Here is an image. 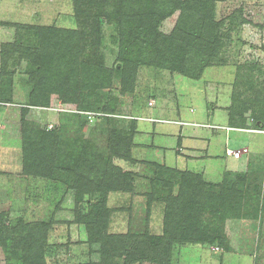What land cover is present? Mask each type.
Segmentation results:
<instances>
[{
    "label": "rangeland",
    "instance_id": "obj_1",
    "mask_svg": "<svg viewBox=\"0 0 264 264\" xmlns=\"http://www.w3.org/2000/svg\"><path fill=\"white\" fill-rule=\"evenodd\" d=\"M168 7L167 4L163 6ZM177 18L179 14L175 11L172 20ZM182 19L185 23L179 24V32L186 30L193 35L182 38L183 44L181 40L166 42L163 36L161 41L166 48L173 46L174 50L182 47L191 39H197L194 38L195 34L199 39L212 36V30L207 33L206 29L197 27V31H192L197 23L195 17L188 19L186 16ZM0 20L92 30L95 34L90 39L99 42L94 45L92 53L98 57L100 64L116 70L110 87L103 90L102 98L106 104L114 103L118 110L114 115L97 116L92 120L88 118L89 112H74L81 116L78 120L80 122L76 123L72 118L70 123L64 116L73 115L70 113L73 111L68 112L60 105L51 108L30 106L29 95L33 86L29 82L27 64H17L13 59L9 62L8 71L13 72V75L3 78L0 83L2 97L6 95L5 99L14 103H0V264H20L23 252L17 250L11 255L12 247L39 248L41 243L35 242L36 245L33 243L30 246L26 244V239L31 228L34 230L33 234L40 235L38 224L42 222H52L44 249L48 264H77L89 260L86 231L83 226L75 223L76 201L74 194L66 189L65 177L59 174L56 180H47L24 174L25 136L31 137L39 130H60L61 153L72 152L76 156L88 149L89 156L107 157L112 130L124 129L136 117L145 121L141 123L140 130L148 131L151 130V125L146 123L145 117L193 121L201 125L209 120L214 125L224 127L230 124V115L233 116L232 124L243 129L232 132L219 130L224 139L227 133L232 139H228L227 148L232 151L248 149L249 153L236 160L226 155L224 145L221 166L216 163L214 172L205 179L200 175L210 187L206 189L202 200V210L200 211L198 204L190 214H196L191 221L196 225L194 234H197L198 240L171 244L170 254L162 256L163 262L264 264V135L245 132L259 130L255 125L264 127V0H225L218 3L215 21H225L224 27L219 31L222 33V46L207 56L203 44L195 40L198 46L189 49L186 58L190 77L165 68L140 67L135 93L122 91V78L117 73L122 68L118 61V25L99 22L98 27L95 18L78 21L73 0H0ZM243 20L249 23L244 24ZM163 28L167 27L164 25ZM16 39H21L26 47L38 45V38L30 31L20 30L16 35L14 30L0 27V51L1 45L12 43ZM198 48L200 53L197 52ZM178 113L181 118H178ZM167 127L178 126L157 124V128L164 130V133L155 136V143L167 141L163 138ZM160 132L157 130L156 134ZM142 139L147 144L153 141L150 138ZM74 141L81 143L79 150L72 146ZM135 154L138 155V152ZM154 154L151 159L159 161L160 154ZM60 158L61 163L65 161V157ZM167 163L173 165L174 161ZM146 168L144 166L143 170ZM188 168L192 169L190 164ZM242 172L245 180L237 182ZM148 186L149 184L144 185L145 190ZM111 196V206L120 208L116 211H127L123 214L112 212L107 231L113 235L128 237L124 241H117L120 244H116L118 247H114L113 254L118 264H124L126 256L140 259L147 254L149 244L132 235L138 237L147 232L161 234L165 205L157 206L155 213L152 210L149 216L145 198H133L122 193ZM95 199V195L90 199L85 198L80 205V213L88 214L91 206L87 201L92 203ZM132 205H135V210L126 208ZM202 237L219 238L222 247L200 240ZM16 253L20 258L15 256ZM99 258L95 255L93 260L98 262Z\"/></svg>",
    "mask_w": 264,
    "mask_h": 264
},
{
    "label": "trees",
    "instance_id": "obj_2",
    "mask_svg": "<svg viewBox=\"0 0 264 264\" xmlns=\"http://www.w3.org/2000/svg\"><path fill=\"white\" fill-rule=\"evenodd\" d=\"M221 1L225 0H73V3L78 21L95 18L98 27L99 22L100 24L107 22L118 25L120 49L118 61L122 68L117 73L122 78V91L135 93L140 67L165 68L190 77L186 58L189 49L198 46L196 41L203 44L207 56L222 46L220 42L222 33L219 31L224 27L225 21H215L217 4ZM164 4L169 7L163 8ZM175 11L179 14V18L172 20ZM186 16L188 19L196 18L197 23L192 31H197V27L202 30L206 29L207 33L212 30V36L207 35L206 38L199 39L195 34L196 41L191 39L182 47L174 50L173 46L166 48L161 41L163 36L166 42L181 40L183 44L182 38L186 35H193L186 30L179 32V24L185 23L182 18ZM242 22L249 23L246 20ZM164 25L167 28H163ZM0 26L14 28L16 35L20 30L30 31L38 38L37 46L26 47L21 39H16L12 43L3 44L0 51V83L3 78L13 75V72L8 71L9 62L12 59L17 61V64L26 62L29 82L33 86L29 95L30 106L51 108L54 105H60L68 112L73 111L70 113L74 116H64L69 119L70 123L72 118L76 120V123L80 122L78 120L81 116L75 115L74 112H100L105 115L118 113L114 103L106 104L102 98V92L110 87L116 70L100 64L98 57L92 53L94 45L99 43L90 39L95 34L92 30L2 22ZM177 35L178 38H176ZM197 52L200 53L199 48ZM5 96L2 97L0 91V103L14 105L13 101L5 99ZM232 120L233 116L230 115L229 127L234 130L243 129L233 125ZM105 121L108 123L107 120ZM131 123L130 126H124V129L112 130L107 157L89 156L88 149L87 151L84 149L83 153L76 156L72 152L61 153L62 133L60 130H39L31 137H24V174L47 180H56L57 175L62 174L65 177L66 189L74 194L77 206L75 223L85 228L89 245L88 262L77 264H118L113 249L118 247L116 244H120L118 240L124 241L128 238L122 234H110L107 229L111 214L115 211L108 207L110 193L133 192L134 174L124 171L115 164L116 160L137 163L132 158L136 119ZM255 127L264 130L263 125H255ZM82 144L86 146L85 143ZM72 146L79 150L81 143L74 141ZM60 156L65 157L62 163ZM153 166L156 169L161 168L156 164ZM157 174L158 172L155 171V177L149 182L150 192L144 195L147 197L146 211L149 216L155 202L165 205L162 233L153 234L151 232L149 234L147 232L138 237L131 234L135 238L148 242L149 249L147 254L140 259L126 256L124 264H164L162 256L170 254L171 244L198 240L197 234H194L196 225L191 221L192 216L196 214H190L198 204L200 211L202 210V200L206 195V189L210 187L209 184L203 180L202 176L190 172L178 173L179 177L176 181L172 178L168 179L170 175L165 178ZM242 176L245 177L243 172L239 174L237 182L245 180ZM93 195L96 199L92 203L90 200L87 201L91 206L90 212L81 214L80 205L85 198L90 199ZM51 226L52 222L38 224L39 236L35 235L36 233L33 234V228L29 230L31 232L26 239V244L31 246L35 242L36 244L41 243L39 248L33 246L25 249L15 246L12 247L11 255L21 250L23 258L19 260L20 264H48L44 249ZM200 240H206L212 245L222 247V241L219 238L202 237ZM7 254L9 255V252ZM95 255L100 257L98 262L93 260ZM15 256L20 258L18 253Z\"/></svg>",
    "mask_w": 264,
    "mask_h": 264
},
{
    "label": "crops",
    "instance_id": "obj_3",
    "mask_svg": "<svg viewBox=\"0 0 264 264\" xmlns=\"http://www.w3.org/2000/svg\"><path fill=\"white\" fill-rule=\"evenodd\" d=\"M40 19L41 18L39 17V20ZM0 22L9 23L7 21H2V20H0ZM11 24L31 25V24H20V23H11ZM33 26H41V25H33ZM0 27L6 30L15 31V29L11 27H4V26H0ZM177 115L178 118H181L180 113H178ZM145 118L147 120L146 123H150L149 125H151L150 127L151 130L148 131L140 130L141 123H144L145 121H141L139 117H136V119L139 120L140 122H137L136 124V134L132 146V158L134 159V161H137V163H131L124 160L115 161V164L121 167L124 171L132 172L134 174L135 180L133 183L132 193H123V192L110 193L108 197V207L112 210H115L113 211V213L118 212L120 214H123L125 213L124 211H127V209L116 211V209H120V208L111 206L110 204V199L112 197L111 195L115 193L128 194L131 195V197L133 198L143 197L145 198L147 203V197L144 194L150 192L149 191L150 186H148V188L145 190L144 185L149 184L150 179L155 177V171L158 172L157 176L162 175L166 178L170 175L171 177H169L168 179L172 178L175 181L176 178L179 177L178 173L180 172H190L194 174H199L202 175L205 179L207 176H209L211 173L214 172L215 167H217L216 163H219V166H221L223 159V152H222L223 147L225 145V149L228 150L227 148L228 139H230V141L232 140L231 137L228 135V133L224 139V136L219 132V130L227 131V132L235 131L233 128L229 127V125L224 127L219 125L218 123H217L218 125H214L215 123L210 122L209 120L205 121L206 123L201 125L193 121L192 122H184L183 120L168 121V120H163L160 117H150V118L145 117ZM210 119H212V117H210ZM157 124H164V125L172 124L173 126H178V127H172V128L167 127L166 133L163 135V138L166 139L167 141L163 143L161 142L155 143V136L156 135L159 136L160 134L162 135L164 133L163 132L164 130L162 129L160 130L159 128H157ZM226 124H228V122ZM126 126H130V125L128 124ZM187 128H190V130H187ZM201 129H203L204 131H202ZM157 130L161 132L156 134ZM142 138H150L153 141L147 144L144 143V140ZM136 140L140 142H136ZM168 140H170V142ZM135 152H138V155L135 154ZM154 153L160 154L161 157L159 161L151 159V157L155 156ZM240 159H236V160H240ZM213 160H218V161H213ZM167 161H174V163L173 165H170L167 163ZM120 163H123L124 165H120ZM154 164L161 166V168L156 169L153 166ZM189 164L191 165L192 169L188 168ZM144 166L147 167L145 170H143ZM140 181L141 183L139 184ZM159 205H164V204L160 202L154 203L152 207L153 214L155 213V208H157V206ZM128 207H131L133 210H135V205L126 206V208Z\"/></svg>",
    "mask_w": 264,
    "mask_h": 264
},
{
    "label": "built area",
    "instance_id": "obj_4",
    "mask_svg": "<svg viewBox=\"0 0 264 264\" xmlns=\"http://www.w3.org/2000/svg\"><path fill=\"white\" fill-rule=\"evenodd\" d=\"M97 116H106L105 114H102V113H88V118L90 120H92L94 117H97ZM251 132V133H256V134H261V135H264V130L262 129H259V130H256V131H252V130H245V132ZM245 153H248V149H243V150H239V151H232L230 149L227 150L226 154L227 156H231V157H234L235 159H240L242 157L243 154Z\"/></svg>",
    "mask_w": 264,
    "mask_h": 264
}]
</instances>
